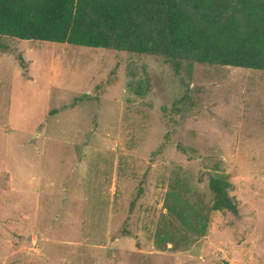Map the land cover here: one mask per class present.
Returning <instances> with one entry per match:
<instances>
[{
	"label": "rangeland",
	"instance_id": "obj_1",
	"mask_svg": "<svg viewBox=\"0 0 264 264\" xmlns=\"http://www.w3.org/2000/svg\"><path fill=\"white\" fill-rule=\"evenodd\" d=\"M0 46V264H264V70Z\"/></svg>",
	"mask_w": 264,
	"mask_h": 264
},
{
	"label": "trees",
	"instance_id": "obj_2",
	"mask_svg": "<svg viewBox=\"0 0 264 264\" xmlns=\"http://www.w3.org/2000/svg\"><path fill=\"white\" fill-rule=\"evenodd\" d=\"M1 37L264 70V0H0ZM230 187L210 178L213 210L238 214Z\"/></svg>",
	"mask_w": 264,
	"mask_h": 264
}]
</instances>
